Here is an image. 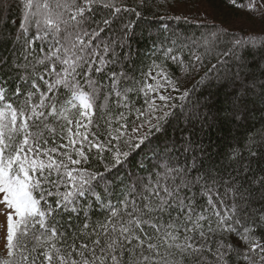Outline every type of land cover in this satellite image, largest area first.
Listing matches in <instances>:
<instances>
[{
	"label": "snow or ice",
	"instance_id": "obj_1",
	"mask_svg": "<svg viewBox=\"0 0 264 264\" xmlns=\"http://www.w3.org/2000/svg\"><path fill=\"white\" fill-rule=\"evenodd\" d=\"M12 7L16 34L0 39V264H264V140L241 131L259 106L245 87L258 65L239 55L261 42L216 32L193 40L216 56L193 101L163 63L137 75L140 28L122 15L139 18L135 7ZM164 58L183 65L171 47ZM195 61L193 68L205 64ZM174 99L186 104L177 110ZM257 99L264 104V87ZM221 132L235 143L221 147ZM93 159L96 170L86 167Z\"/></svg>",
	"mask_w": 264,
	"mask_h": 264
},
{
	"label": "trees",
	"instance_id": "obj_2",
	"mask_svg": "<svg viewBox=\"0 0 264 264\" xmlns=\"http://www.w3.org/2000/svg\"><path fill=\"white\" fill-rule=\"evenodd\" d=\"M16 0H0V39L12 40L16 34L17 25L20 23L18 8L12 7ZM118 6L122 9L135 7L140 12L139 18H134V13L129 11L122 13L125 17V23H131L138 26L140 32L137 35L142 39L134 48L138 52L139 65L137 75L144 79L141 73L150 71V65L161 64L167 68L171 78L181 86V92L190 91L193 101L201 96L203 92V80L205 65L216 56H205L204 48L200 44H192L193 40L203 41L205 37H210L213 32L225 35L227 37H235L241 40H255L261 42L260 47L253 48L252 45H244L239 48V55L243 57L249 65H258L253 69L255 83H249L245 87L253 88L255 95L251 99L257 101L258 107L253 108V115L250 118L249 125L242 132H247L248 137L258 143L264 140V104H259L257 97L260 89L264 87V32H262L261 21L264 20V8H260V4H264V0H256V6L253 7L251 0H237L238 4L244 5L243 8H237L227 2V0H147L141 7L137 0H116ZM249 9H252L249 11ZM147 37H157L156 43L153 44L151 39ZM219 39V37H217ZM163 41V43H161ZM176 41V43H173ZM171 47L172 53L178 55L183 61V65L171 63L165 60L164 53ZM224 45H221V48ZM5 51H8L6 48ZM220 49H217V54ZM245 53H249L245 55ZM195 56H200L205 64L198 65L193 68L192 64L197 63ZM222 59L231 60V57H223ZM239 63L240 61H236ZM170 65V66H169ZM187 69V72H185ZM204 79H207L204 76ZM233 87L227 89L232 92ZM216 91V89H211ZM179 94L175 93V96ZM222 93L220 99L223 100ZM182 102L179 99L172 100V104L177 106ZM204 103L203 100L200 101ZM139 107H147L142 101L138 100ZM222 107L227 108L228 104L223 103ZM252 105H250V108ZM147 118V117H146ZM129 118V121L133 120ZM134 125L129 123L128 132L132 131ZM218 128L219 125L217 124ZM212 133H209L211 135ZM234 134V133H233ZM206 139V137H202ZM216 139L224 141L221 147L227 143H235V141L226 140L223 132L216 135ZM95 155V153H92ZM107 156V153H105ZM98 162L91 160L87 165L91 170H96ZM4 252L0 250V256Z\"/></svg>",
	"mask_w": 264,
	"mask_h": 264
},
{
	"label": "rangeland",
	"instance_id": "obj_3",
	"mask_svg": "<svg viewBox=\"0 0 264 264\" xmlns=\"http://www.w3.org/2000/svg\"><path fill=\"white\" fill-rule=\"evenodd\" d=\"M150 84H153L154 81L149 80ZM166 87V85H165ZM161 95H167L168 93L163 91V89L160 92ZM175 95V93H173ZM153 99H155V96H152ZM157 103H161L157 100ZM0 198H2V194H0ZM5 212V206L3 204H0V213ZM5 234H6V218L4 215H0V250L3 251L4 245H5Z\"/></svg>",
	"mask_w": 264,
	"mask_h": 264
}]
</instances>
